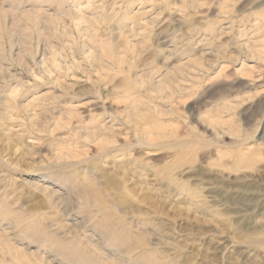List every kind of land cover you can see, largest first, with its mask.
I'll return each mask as SVG.
<instances>
[{
  "label": "rangeland",
  "instance_id": "1",
  "mask_svg": "<svg viewBox=\"0 0 264 264\" xmlns=\"http://www.w3.org/2000/svg\"><path fill=\"white\" fill-rule=\"evenodd\" d=\"M0 264H264V0H0Z\"/></svg>",
  "mask_w": 264,
  "mask_h": 264
}]
</instances>
